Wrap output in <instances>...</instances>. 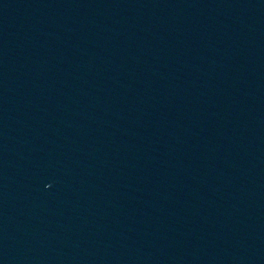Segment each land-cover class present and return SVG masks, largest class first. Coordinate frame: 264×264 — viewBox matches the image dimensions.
<instances>
[{"label": "water", "instance_id": "water-1", "mask_svg": "<svg viewBox=\"0 0 264 264\" xmlns=\"http://www.w3.org/2000/svg\"><path fill=\"white\" fill-rule=\"evenodd\" d=\"M0 264H264V0H71L0 128Z\"/></svg>", "mask_w": 264, "mask_h": 264}]
</instances>
